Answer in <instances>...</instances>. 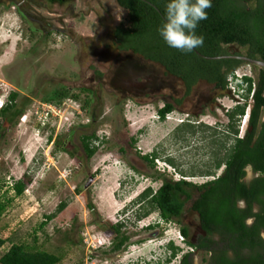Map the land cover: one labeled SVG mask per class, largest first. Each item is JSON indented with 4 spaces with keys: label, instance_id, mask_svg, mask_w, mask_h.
Masks as SVG:
<instances>
[{
    "label": "rangeland",
    "instance_id": "rangeland-1",
    "mask_svg": "<svg viewBox=\"0 0 264 264\" xmlns=\"http://www.w3.org/2000/svg\"><path fill=\"white\" fill-rule=\"evenodd\" d=\"M20 1L0 4V100L16 93L15 106L32 115L25 124L18 118L7 128L0 120V201L7 205L0 218L5 240L0 257L12 245H22L59 256V264H178L190 252L178 228L187 229L190 243L200 235L189 203L178 222L158 226L155 213L137 222L129 207L162 180L176 182L182 174L197 186L211 180L202 173L223 140L226 111L236 102L250 103L245 94L257 70L244 64L224 93L199 83L184 96L183 85L161 68L117 51L111 32L126 14L115 0H30L24 7L27 20L15 10ZM231 50L244 53L236 46ZM236 84H242L239 92ZM63 91L68 96L61 123L52 121L36 137L34 112L50 103L43 99ZM166 103L175 110L160 120L157 111ZM185 120L194 131L174 134ZM92 132L102 144L87 161L80 137ZM56 142H64L67 152L55 149ZM152 153L159 157L149 168L139 157ZM252 177L247 169L246 180ZM17 180L25 183L20 197L10 189ZM61 202L66 208L41 227ZM116 224L129 239L125 248L112 252ZM169 241L182 252L166 263ZM203 257L195 253L193 264H204Z\"/></svg>",
    "mask_w": 264,
    "mask_h": 264
},
{
    "label": "trees",
    "instance_id": "trees-1",
    "mask_svg": "<svg viewBox=\"0 0 264 264\" xmlns=\"http://www.w3.org/2000/svg\"><path fill=\"white\" fill-rule=\"evenodd\" d=\"M167 2L115 0L126 16L112 29V44L117 51L131 53L178 80L184 87V96H188L199 83L212 86L219 93L228 91V79L234 77L233 74L246 63L227 57L243 56L264 62V0H212V6L206 9L207 18L200 21L196 28V34L203 37V44L190 53L169 48L157 32L163 23ZM232 46L243 49L244 53L232 51ZM220 57L226 58L216 59ZM252 67L257 70L255 83L252 86V81H249L245 94V100L250 99V103L236 102L226 111L227 124L221 129L223 140L211 151L210 167L202 173L204 177L214 179L198 186L186 182L183 174L182 179L176 182L162 180L157 190L144 189L129 207L131 212L134 211L137 222L155 213L157 221L154 225H167L178 222L186 204L193 199L188 212L196 215L205 236L190 243L187 229L178 228L182 241L190 249V252L181 255L178 264H193L195 252L204 256L201 260L204 264H264V68ZM240 86L236 84L237 92ZM67 96L66 91L55 92L43 100L59 105ZM16 98V93L9 94L0 110L2 128L9 127L22 115L24 108L15 106ZM87 103L84 102L85 105ZM174 110L173 103H166L157 111V116L164 120ZM245 115L246 126L239 135V126ZM2 128L0 126V138ZM181 131H194L190 121L182 123L174 134ZM134 143L135 139H132L131 145ZM214 143L213 146L216 145ZM101 144L94 132L80 137L81 149L87 161L96 154ZM64 146V142L61 145L56 142L55 149L67 152ZM158 157L152 153L139 159L153 168ZM164 161L169 166L174 165L170 159ZM221 168V174L217 176ZM247 169L253 177L246 182ZM10 189L15 197H20L25 183L17 180ZM239 203H242L241 207ZM66 206L65 202H61L56 212L46 216L40 226L53 220ZM6 207L0 201V218ZM88 208L92 210L90 205ZM122 228V224L112 226L115 234L112 252L126 247L129 237L121 234ZM152 228L150 226L148 229ZM4 244L5 240L0 238V248ZM166 246L171 251L170 258L166 260L169 263L182 251L174 247L171 241ZM60 261L59 256L22 245H12L0 257V264H59Z\"/></svg>",
    "mask_w": 264,
    "mask_h": 264
},
{
    "label": "clouds",
    "instance_id": "clouds-1",
    "mask_svg": "<svg viewBox=\"0 0 264 264\" xmlns=\"http://www.w3.org/2000/svg\"><path fill=\"white\" fill-rule=\"evenodd\" d=\"M211 6L212 0H168L163 23L157 29L160 38L169 48L183 53H190L200 47L203 37L196 34V28L200 21L207 18L206 9ZM246 121L247 115L242 118L239 128L246 125Z\"/></svg>",
    "mask_w": 264,
    "mask_h": 264
},
{
    "label": "built area",
    "instance_id": "built-area-1",
    "mask_svg": "<svg viewBox=\"0 0 264 264\" xmlns=\"http://www.w3.org/2000/svg\"><path fill=\"white\" fill-rule=\"evenodd\" d=\"M6 102H7V97H6V99H4L2 101L0 100V110L4 107ZM40 109H41V111H40ZM63 110H65V109L62 107V103L59 105L52 104V103L42 104L41 107L39 108V110H36L34 112V115H33L35 117V121H36V125L34 128V135L36 137H39L40 131L45 130L49 126V124L54 120H58L61 123V119H62V115H63V113H61V111H63ZM30 115H32V114L29 110L25 111V113H23L19 117V124H25L27 122V120L29 119ZM243 125H245V124H243ZM243 125L241 126V128L244 127ZM47 160H48V158H47ZM48 163H49L48 165H50V162H48ZM48 165H45L46 169L49 168ZM69 172L70 171H68V173ZM66 174H67V172H66Z\"/></svg>",
    "mask_w": 264,
    "mask_h": 264
},
{
    "label": "flooded vegetation",
    "instance_id": "flooded-vegetation-1",
    "mask_svg": "<svg viewBox=\"0 0 264 264\" xmlns=\"http://www.w3.org/2000/svg\"><path fill=\"white\" fill-rule=\"evenodd\" d=\"M14 1H15V0H0V4H1V3H6V4H8V2H14ZM29 1H30V0H21V1L18 2V3L15 2V10H16L17 14H20V15L24 16V17L26 18V20L29 18V17H28V14H29V13H28V11L25 10L24 7H25L27 4H30ZM61 1H62V3H64V0H61ZM221 170H222V168H221ZM218 171H219V170H218ZM220 174H221V173H220ZM220 174H218L217 176H219ZM252 175H253V174H252ZM207 178H210L211 180L214 179L213 177H207ZM211 180H209V181H211ZM244 180H245L246 182L249 181V180H246V178H245ZM206 182H208V181H206ZM206 182H205V183H206ZM205 183H203V184H205ZM200 185H202V184H200ZM192 201H193V199H192L190 202H188V203H189V206H190V204H191ZM189 206H188V207H189ZM238 206L241 207V206H242V203H239ZM189 213H191L193 216L196 217V215H195L194 213H192V212H189ZM196 220H197V222H198L197 217H196ZM198 228H199L200 235H199L198 237H196V239H194L193 243H195L196 240H197L198 238H201V237H204V236H205V234L200 230L199 222H198ZM214 239H216V238L214 237ZM195 253H199V252H195Z\"/></svg>",
    "mask_w": 264,
    "mask_h": 264
},
{
    "label": "water",
    "instance_id": "water-1",
    "mask_svg": "<svg viewBox=\"0 0 264 264\" xmlns=\"http://www.w3.org/2000/svg\"><path fill=\"white\" fill-rule=\"evenodd\" d=\"M221 58H226V57H220V58H216V59H221ZM227 58L240 60V61L245 62L247 64H251V65H255V66L264 68V62L250 60V59L243 57V56L242 57H227Z\"/></svg>",
    "mask_w": 264,
    "mask_h": 264
},
{
    "label": "bare ground",
    "instance_id": "bare-ground-1",
    "mask_svg": "<svg viewBox=\"0 0 264 264\" xmlns=\"http://www.w3.org/2000/svg\"><path fill=\"white\" fill-rule=\"evenodd\" d=\"M243 126H245V125H243ZM242 133H243V131H242V128H241V130L239 132V135H242Z\"/></svg>",
    "mask_w": 264,
    "mask_h": 264
}]
</instances>
